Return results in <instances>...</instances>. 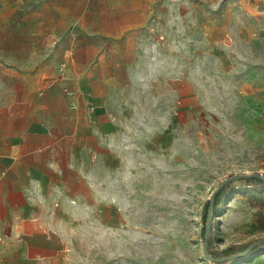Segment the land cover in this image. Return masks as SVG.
I'll return each instance as SVG.
<instances>
[{"label":"crops","instance_id":"obj_1","mask_svg":"<svg viewBox=\"0 0 264 264\" xmlns=\"http://www.w3.org/2000/svg\"><path fill=\"white\" fill-rule=\"evenodd\" d=\"M204 1L219 0H37L28 37L0 42V264H63L69 219L118 159L129 105L186 95L171 50L198 47L203 17L218 32L234 9Z\"/></svg>","mask_w":264,"mask_h":264},{"label":"rangeland","instance_id":"obj_2","mask_svg":"<svg viewBox=\"0 0 264 264\" xmlns=\"http://www.w3.org/2000/svg\"><path fill=\"white\" fill-rule=\"evenodd\" d=\"M36 2L0 0V42L28 37L20 25L35 29ZM207 2L216 12L223 0ZM233 7L221 31L203 17V30L190 33L198 47L171 50L184 59L186 95L129 105L131 125L102 187L83 209L72 201L63 264H212L203 252L205 203L231 174H264V0ZM211 225L214 251L264 238V185L233 187ZM227 264H264V251Z\"/></svg>","mask_w":264,"mask_h":264},{"label":"trees","instance_id":"obj_3","mask_svg":"<svg viewBox=\"0 0 264 264\" xmlns=\"http://www.w3.org/2000/svg\"><path fill=\"white\" fill-rule=\"evenodd\" d=\"M246 185H264V174L254 172L249 174H231L225 177L219 182L202 209L201 215L204 221V225L202 226V240L205 252L210 257L212 264H227L235 258L248 256L262 250L264 251V238L243 245H229L220 251H214L211 248L213 238L211 223L219 202L233 187H244Z\"/></svg>","mask_w":264,"mask_h":264},{"label":"built area","instance_id":"obj_4","mask_svg":"<svg viewBox=\"0 0 264 264\" xmlns=\"http://www.w3.org/2000/svg\"><path fill=\"white\" fill-rule=\"evenodd\" d=\"M65 94L70 98L69 106L71 108H74L76 106V103H75V100L72 98L73 97V91H65ZM0 229H1V224H0Z\"/></svg>","mask_w":264,"mask_h":264},{"label":"water","instance_id":"obj_5","mask_svg":"<svg viewBox=\"0 0 264 264\" xmlns=\"http://www.w3.org/2000/svg\"><path fill=\"white\" fill-rule=\"evenodd\" d=\"M203 252H204V254H205V256L207 257V258H209L210 259V257L206 254V252H205V248H204V246H203Z\"/></svg>","mask_w":264,"mask_h":264}]
</instances>
